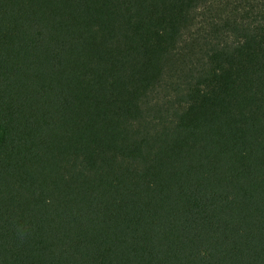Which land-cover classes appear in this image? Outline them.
Returning <instances> with one entry per match:
<instances>
[{"label": "trees", "instance_id": "1", "mask_svg": "<svg viewBox=\"0 0 264 264\" xmlns=\"http://www.w3.org/2000/svg\"><path fill=\"white\" fill-rule=\"evenodd\" d=\"M0 264H264V0H0Z\"/></svg>", "mask_w": 264, "mask_h": 264}]
</instances>
